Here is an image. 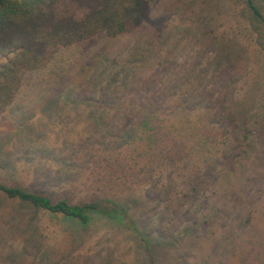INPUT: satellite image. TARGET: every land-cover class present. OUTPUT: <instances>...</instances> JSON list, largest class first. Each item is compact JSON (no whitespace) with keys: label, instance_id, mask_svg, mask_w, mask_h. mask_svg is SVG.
Listing matches in <instances>:
<instances>
[{"label":"trees","instance_id":"16d2710c","mask_svg":"<svg viewBox=\"0 0 264 264\" xmlns=\"http://www.w3.org/2000/svg\"><path fill=\"white\" fill-rule=\"evenodd\" d=\"M256 1L264 0H244L241 15L264 52V14ZM157 3L0 0V116L17 99L25 79L47 69L64 50L95 38L116 40L153 29L152 12ZM138 55L135 47L124 62L109 60V55L96 57L97 67L86 78L91 77L89 100L96 104L94 118L84 129L88 136L72 145L73 150H64L67 155L59 152L49 157L57 166L40 164L44 156L39 144L43 141L38 142V135L46 124L43 119L33 121L34 108L26 118L8 124L9 132L0 140V173L26 171L33 182L24 187L16 176L10 185L0 179V237L3 233L18 235L11 242L0 240V251L39 247L42 240L37 228L31 226L29 211H41L74 222L82 231L98 217L129 232L140 249V264H158L157 247L162 246L171 247V264L264 263V229L260 228L264 226V185L260 184L264 178V168L260 169L264 162V107L260 119H249L246 108L238 111L232 107L231 87L241 79L234 74L226 78L213 75V89L205 94L203 76L176 71L179 65L174 61L171 75L144 78L145 64ZM229 58L224 54L215 69L223 64L232 67ZM66 78L70 81L75 75ZM49 80L54 79L50 76ZM219 84L222 86L215 89ZM77 88L67 85L52 91L37 113L44 117L61 111L65 103L72 104L74 110L87 103L81 86ZM63 98L64 103L60 101ZM184 112L199 117L192 127L184 128L192 132V139L181 144L174 135L175 125H171L168 146L169 138L157 123L158 113L164 116L161 120L170 121ZM113 118L121 119L119 127L109 124ZM142 135L146 142L139 140ZM149 144L159 154L156 160L148 159L145 169L139 166L142 155L135 152ZM126 150L136 156L128 159ZM208 156L214 160L209 161ZM127 164L132 165V179ZM118 170L125 171L124 175H117ZM162 176L167 179L161 180ZM140 183L149 185L144 193L137 192ZM65 185H82L92 192L72 203L63 192ZM138 201L140 206L135 204ZM149 216L156 217L158 240L147 224ZM254 238L262 244L257 251ZM63 259L66 262L62 264L78 262L76 258ZM21 261V255L10 256L5 264ZM39 264H44V258Z\"/></svg>","mask_w":264,"mask_h":264},{"label":"rangeland","instance_id":"374dc122","mask_svg":"<svg viewBox=\"0 0 264 264\" xmlns=\"http://www.w3.org/2000/svg\"><path fill=\"white\" fill-rule=\"evenodd\" d=\"M256 3L264 14V1H256ZM243 10L244 0H158L157 8L152 12L153 29L144 28L146 31H140L136 36H126L116 40L95 38L64 50L54 58L47 69L25 79L17 99L0 116V140L6 138L9 132L8 124L24 116L26 118L29 113L34 112L36 115L33 121L43 119L46 124L45 130L38 135V142L43 141L39 144L43 145L44 156L40 164L57 166L50 159L53 155L59 152L67 155L68 153L64 150H73L72 145L88 136L84 129L86 123L94 118L96 104L94 100H89L91 93L88 84L91 77L87 81L86 78L97 67L96 57L103 58L109 55V60L114 58L119 62H124L125 57L129 52H133L135 47H138V60L145 64L141 72L144 78L151 74H155L157 78L163 74L171 75V61H174L177 66L179 65L176 71L201 74L207 85L203 86L207 94L213 89L210 84L213 75L219 73L223 78L231 74L236 75L241 79L231 87L232 92L234 91L232 107L238 111L246 108L249 111V119H260L262 117L260 113L263 112L264 107V52H261L256 45L255 34L241 15ZM149 41L151 44L147 45ZM226 53L234 65L226 68L223 64L221 68L215 69L217 61ZM2 60L0 58V61ZM78 64L83 68L77 67ZM73 75L75 78L68 81L66 77ZM50 76L54 80H49ZM51 81L55 82L54 86H50ZM38 84H41L39 89H37ZM67 85L73 88L80 85L83 90V100H87V103H80L75 110L72 104L65 103L66 106L61 111L47 113L44 117L39 115L40 113L37 112L48 94L65 88ZM217 86H222V84L216 85L215 89H218ZM76 91H79L78 88ZM200 100L203 102L202 99ZM60 101L64 103L66 100L63 98ZM31 108H34L33 112L30 111ZM61 112L64 113L61 114ZM162 117L164 116L159 117L158 113L157 123L163 127L164 135L169 138L166 140L167 145L171 146V125L176 127L175 138L181 140V144H189L192 132L184 128L192 127L199 121V117L195 113L192 117L185 112L174 115L170 121H163ZM120 120L113 118L109 124H116L119 127ZM207 127H209L208 124ZM125 134L132 135L131 132ZM139 140L146 142L147 138L142 135ZM152 148H154L153 145L150 147L149 144V147L145 145L143 149L135 152L139 156L142 155L140 156V167L144 166L146 169L145 163L149 158L153 157V160H156L159 152ZM125 153L128 159L129 156H136L134 152L127 150ZM208 158L209 161L214 160L209 156ZM131 166L127 164L125 167L130 179L133 178L130 172ZM263 168L264 162L260 169ZM170 170L171 168L165 173H169ZM124 172L118 170L116 173L124 175ZM20 173L17 175L0 173V179H4L10 185L13 177L16 176L15 180L22 186H32L30 184L33 180L28 177L27 172L21 170ZM82 178L86 179V176ZM166 179L165 176L161 177V180ZM142 183L137 187L139 193H144L149 186ZM260 184L264 185V178ZM64 187L66 189L63 192H67L72 203L84 200L92 192L91 188L82 185H65ZM70 192L74 193L69 195ZM135 204L140 206L141 201ZM29 213L31 226L34 225L37 228L39 240H42L40 246L37 247L39 249L35 247L23 249L16 246L13 249L0 251V264H5L10 256L17 257L18 255L22 257L21 264H39L41 257L44 258V264L64 263L66 260L63 258H76L77 264H140L142 262L140 249L132 235L125 230L117 229L104 219L93 218L88 230L82 231L76 223L60 217H52L41 211L35 214L30 211ZM147 224L158 240L156 217L149 216ZM23 225L26 224L23 223ZM260 228L264 229V226ZM16 236H18L16 233L11 235L3 233L0 240L5 243L11 242ZM254 240H252L253 249L257 251L258 246L262 244L257 238ZM156 258H158V264H171V247H157ZM245 264L251 263L247 261ZM252 264L264 263L252 261Z\"/></svg>","mask_w":264,"mask_h":264}]
</instances>
